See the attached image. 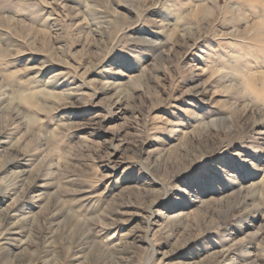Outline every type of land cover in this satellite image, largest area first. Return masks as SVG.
Instances as JSON below:
<instances>
[{"label":"rangeland","instance_id":"rangeland-1","mask_svg":"<svg viewBox=\"0 0 264 264\" xmlns=\"http://www.w3.org/2000/svg\"><path fill=\"white\" fill-rule=\"evenodd\" d=\"M0 230V264H264V0H0Z\"/></svg>","mask_w":264,"mask_h":264},{"label":"bare ground","instance_id":"bare-ground-1","mask_svg":"<svg viewBox=\"0 0 264 264\" xmlns=\"http://www.w3.org/2000/svg\"><path fill=\"white\" fill-rule=\"evenodd\" d=\"M24 98V97H23ZM1 231V230H0ZM3 236V234L2 233H0V238Z\"/></svg>","mask_w":264,"mask_h":264}]
</instances>
